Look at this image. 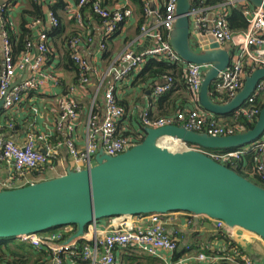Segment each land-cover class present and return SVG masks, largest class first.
<instances>
[{
	"label": "built area",
	"instance_id": "1",
	"mask_svg": "<svg viewBox=\"0 0 264 264\" xmlns=\"http://www.w3.org/2000/svg\"><path fill=\"white\" fill-rule=\"evenodd\" d=\"M38 4H47V0H34ZM65 3L67 0H64ZM77 7L71 9L73 17L80 26V30L68 40V48L75 62L80 68L78 82L81 85H90L91 66L82 52L84 46L94 43L93 34L88 31L90 22L84 16L83 9H89L92 15L101 19L103 32L99 41V51H106L108 40L115 35L134 14L130 0H117L110 7L106 0H75ZM159 2V0H153ZM207 0H192L190 17L194 33L213 35L218 42L225 44L234 42L237 48L235 60L231 65L221 71L213 83L215 90L224 92L228 98H233L242 88L244 69L249 65L264 67V9L253 6L249 0H225L229 4L245 3L243 15L248 26L241 31L242 42L236 41V34L230 27L227 14L220 12L211 21L203 5ZM1 2V1H0ZM20 0H7L0 4V53L3 55V67L0 71V102L4 101L0 114V167L6 174L0 178V189H13L38 181L63 175L67 166L81 170L91 167L95 163V156L100 149L109 155L125 152L138 144L144 137V132L124 135L118 130L117 124L124 117L125 109L118 104L115 95L117 84L127 76L142 68L150 59L159 62L186 64L185 78L192 93L197 97L200 93L205 66L186 63L173 49L170 36L177 19L176 9L178 0H165L163 8L154 6L145 1L144 18L141 25V35H151L154 43L146 47L139 54L129 48L115 56L104 73V80L109 73L113 74L112 81L104 91L105 112L102 118L94 113V107L87 115L86 121L81 118V107L74 96L76 85L70 88L71 93L64 95L58 104L60 121L56 124L55 131L63 133L64 138L52 140L54 133L37 132L30 130L23 143H18L9 138L6 132L15 128L14 115L27 105V99L32 91H38L48 80L58 84L55 74L46 69L48 51L50 47V33L60 26L58 14L49 10L46 18L35 17L27 24L30 38L26 41L23 54L15 59L12 41L9 34L10 13ZM67 5V3H66ZM65 5V7H66ZM64 7V8H65ZM155 18L154 32L148 27L149 18ZM12 29V26H11ZM234 56V54H233ZM25 75V78L22 76ZM21 76V77H20ZM104 82L98 84L96 95L102 89ZM175 87L173 76L165 77L153 87V95L159 97ZM264 93V80H261L253 94L245 104L236 109V118L242 117L245 121L252 122L258 118L261 107L256 104L258 98ZM34 114L41 113L38 106H32ZM151 111L146 109L141 114L143 127H162L165 125H182L189 130L205 132L212 136H224L247 131L243 122L221 123L216 115L206 113L201 107L185 108L174 114L164 117L151 118ZM86 128L85 143L81 141V129ZM161 145L170 149H187L188 145L174 138H163ZM45 150V152H43ZM216 161L236 165L244 154H252L255 168L254 178L257 177L264 183V135L252 144L232 150L207 151ZM57 158L54 162L52 159ZM67 157V158H65ZM67 159L70 163H66ZM64 170V173H60ZM38 172L34 175V172ZM252 176V177H253ZM167 214L153 213L148 217L146 225H135L133 217H114L117 221L102 235L97 233L89 237L88 233L78 241L68 244L63 240V234L39 233L23 236L22 241L36 252L46 251L52 253L48 264H64V257H74L80 252V258L89 264H116V250L118 248L137 249L143 254L152 257H162L165 253H173L178 248V231L170 233V219ZM95 222L94 224H96ZM191 223V221H189ZM224 222L217 220V228H224ZM92 226L89 225V227ZM88 227V229H89ZM82 242V245L80 244ZM212 261L226 260L230 264H249L250 259L243 255V262H238L232 257L208 256L200 253L196 256H186L177 261L166 264H190L191 260ZM0 257V263H1Z\"/></svg>",
	"mask_w": 264,
	"mask_h": 264
},
{
	"label": "water",
	"instance_id": "2",
	"mask_svg": "<svg viewBox=\"0 0 264 264\" xmlns=\"http://www.w3.org/2000/svg\"><path fill=\"white\" fill-rule=\"evenodd\" d=\"M249 1L264 9V0ZM191 7L192 0H178L171 45L186 63L209 66L199 93L201 107L219 117L229 115L245 104L264 79V67L246 77L233 98L214 101L210 89L231 65L232 55L213 35L193 32ZM143 130V140L123 153L109 155L100 149L89 168L68 167L57 177L0 189V239H21L76 225V232L67 239L70 244L80 241L89 225L102 219L185 212L196 219L221 220L225 231L240 228L264 240V185L207 153L237 149L261 138L264 105L255 126L243 133L212 136L175 124ZM163 138L178 139L188 148L162 146Z\"/></svg>",
	"mask_w": 264,
	"mask_h": 264
},
{
	"label": "crops",
	"instance_id": "3",
	"mask_svg": "<svg viewBox=\"0 0 264 264\" xmlns=\"http://www.w3.org/2000/svg\"><path fill=\"white\" fill-rule=\"evenodd\" d=\"M0 1L6 2L7 0ZM145 1L146 0H141V3L139 4L135 0H130V4L134 9L133 16L123 24L122 28L115 35H113L108 40L107 49L103 52L99 51L98 49L99 41L103 32L102 21L100 18L92 15L88 8L85 10L83 9L84 16L86 17L87 21L90 22V28L88 31L93 34L94 43L92 45L84 46L82 48V52L93 66L98 67L101 70L102 75L101 77L92 75V81L90 85H81L78 82L79 71L70 55L69 59L72 61V66H67V57L69 51L67 41L71 38V36L75 35L77 31L80 30V26L73 17V12H71V9L77 7L76 1L67 0L66 7L63 10H57V14L63 23L62 27L64 28L61 30V34L57 35V38L50 37V54L47 70L56 75L58 84H55L53 80H48L45 85L40 88V90L30 93V96L27 99L26 107L19 110L14 115L15 128L13 130L7 131L6 135L18 143L24 142L25 137L30 130H35L37 132L52 131L54 133V136L52 137L53 141H56L59 138H64L63 133H58L55 131L56 124L61 118L58 104L60 99L69 92L70 87L74 84L76 85L74 97L80 104L82 120L86 121L87 115L94 106V113L99 118H102L105 112L103 93L107 85L113 79V74L109 73L104 80L103 72L105 73L107 71L111 60L127 48L134 51L136 54H139L146 47H149L154 43V39L151 35H141V25L145 20L143 11ZM147 1L151 2L154 6L161 5L160 7L163 8V3L165 0H159V2H154L153 0ZM215 1L216 0H207L203 5L204 9H206L208 12V18L211 21H213L220 12H224L228 16L231 14L233 8H243V6H245V3L229 4L228 1L225 2V0H220L218 2ZM54 3L55 0H47V4H38L34 0H20V2L17 3L16 7L11 10L10 13V25L12 26L14 33L19 32V28L22 23H25L27 26L28 22H30L35 17L46 18L48 11L50 9L53 10L52 5ZM116 3L117 0H106V4L110 7L114 6ZM35 6L41 9V16H36L30 13ZM212 13L214 16H211ZM147 24L148 27H151V33H153L155 18H149ZM241 31V29L235 31L236 41L238 42L243 41V38L241 37ZM224 46L231 53L232 59L235 60V53L237 51L235 43L233 41L227 42L224 44ZM18 54L16 56H18ZM145 64L146 62L143 64L141 69L136 70L127 76L122 82L117 84L118 87L116 89L115 95L118 102L125 108V115L118 122L119 125L117 124V127L120 128L118 129L121 132L128 134H135L141 131L144 132V127L140 118L141 114L146 109H149L151 114L157 117L172 114L175 112V109L178 108L182 109L196 108L198 106L201 107L199 95L195 97L185 80V69L187 68L186 64H184V66L181 65L182 69L176 72L175 87L171 91V94L161 95L159 97L153 95V87L157 83L161 82L163 77H157L153 80H149L148 82H141L138 79V76ZM260 67V65L254 64L249 65L244 69L243 85L245 83L246 77L251 75ZM208 69L209 66L205 67L204 71H207ZM22 78H24V76H22ZM101 82H104L102 89L98 95H96L98 84ZM211 97L218 103H225L226 100H228L227 95L224 92L211 94ZM263 98L261 97L259 101L260 103L262 102ZM34 105L40 108L41 113L34 114L32 111V106ZM203 110L206 113H209L205 109ZM218 119L221 123H228L231 120L229 115L219 117ZM85 132L86 128L83 127L81 129L82 137L81 141H79L80 145L85 143ZM55 136L57 138H55ZM68 161L70 160L67 159V165ZM68 167L69 166H67V168ZM60 173H64V170H62ZM5 174V169L0 167V178H3ZM167 218L170 219V233H173L175 230L178 231L177 237H175L178 240V248L175 252L165 253L162 257H152L141 253L137 249L127 247L118 248L116 250V264H166L167 261L170 263L177 261L180 258L186 256H196L200 253L212 256L213 252L217 251L223 246V243L215 237L216 233L218 232L216 220L210 219L206 216H199L198 219H196L195 216L185 212L168 213ZM189 221H191V223H189ZM116 223L117 221L115 218L102 219L96 224L93 223L92 226H90L87 230L88 236H94L96 233L98 235H102L113 225H116ZM132 223L135 225H146L148 223V217L135 216L133 217ZM66 230L70 229L68 228ZM228 233L231 239L243 248V255L250 259L249 264H264V240L259 235L240 228H236L234 231ZM25 251L32 255H39L41 252H43L33 251L28 244L25 246ZM44 251H46V249H44ZM17 258L18 256L6 254L1 260L0 264L12 263ZM77 259L82 261L81 258L73 259V257H68L64 262L67 264H78ZM24 261L25 259L19 262V264H23ZM216 262L220 264L219 260L201 261L194 259L191 260L190 264H214ZM48 263L49 262H46L44 259H31L25 264ZM80 264L89 263L83 262Z\"/></svg>",
	"mask_w": 264,
	"mask_h": 264
},
{
	"label": "trees",
	"instance_id": "4",
	"mask_svg": "<svg viewBox=\"0 0 264 264\" xmlns=\"http://www.w3.org/2000/svg\"><path fill=\"white\" fill-rule=\"evenodd\" d=\"M135 1L139 4L141 3V0H135ZM218 1H220V0H216L215 2H218ZM65 5H66V3L64 0H55V3L52 5L53 11L56 12V14H57L59 11L58 9L63 10ZM139 7H140V5H139ZM30 13H32L36 16H41V14H42L41 9L37 6H35ZM227 19L230 23L231 28L235 31L240 30V29L241 30L245 29L248 26V22L243 15V8H239V7L233 8L231 14L227 16ZM62 26H63V23L61 22L60 26L58 28L53 29V31L50 33V37L57 38L58 37L57 35H60L61 30H63V28H64ZM8 29H9L11 41L13 42V45H14L15 55H17L26 47V41L30 38L31 33L28 30L25 23H22V25L19 28L18 33H14V31L11 29V25H8ZM70 53H71V51L69 50L68 51V57H67V66L68 67L70 65L72 66V61L69 59ZM181 65H183V64L171 63V62H159V61H156L155 59H150L146 62L145 66L143 67L142 71L140 72V74L138 76V79L141 82H148L149 80H153L157 77H163V79H164L165 77H168V76H173L175 79L176 72L178 70L182 69ZM185 80H186V78H185ZM188 87H189V85H188ZM171 91L164 94V95L171 94ZM210 93L211 94L218 93V91L215 90L214 84L212 85V87L210 89ZM228 97H227V99H228ZM261 97L263 98L264 94ZM261 97L258 98L256 104L262 108L264 105V98H263L262 102L260 103L259 101H260ZM118 104L121 105L119 102H118ZM182 109H185V108H182ZM182 109H179V108L175 109L174 113H176L177 111L182 110ZM0 113H3V111L0 110ZM174 113H172V114H174ZM169 115H171V114H169ZM164 116H167V115H162V116H157V117H164ZM150 117L153 118L155 116H153L151 114ZM229 117L231 118V120L229 121L231 123H234L236 121L243 122L245 124L247 130L252 129L255 126L256 121H257V118L252 122L245 121L242 117L236 118V110L234 112H232L231 114H229ZM216 118L218 119L219 116H216ZM121 133H123L124 135L128 134L125 132H121ZM129 134H131V133H129ZM55 138H57V137L55 136ZM218 150H220V149H218ZM52 160L55 162L57 160V158L55 157ZM68 163H70V161H68ZM255 166L256 165L253 161V155L252 154H244L242 156V160H240L234 166L231 165V167L234 168L239 174L244 175V176H246L252 180L259 181V179L257 177L254 178V176H253V169L255 168ZM37 174H38V172L35 171L34 175H37ZM141 216H145V215H141ZM107 219H109V218H107ZM68 228L70 230H66ZM76 230H77L76 225H67V226H63V227H57L54 229H49V230L44 231V232L39 233V234L46 235L49 233H60V231H62L63 233L62 232L61 233L63 234V240H67L69 237H71L76 232ZM215 237H216V239L220 240L223 243V246L221 248H219L217 251L213 252L212 253L213 256H217V255L222 256V257H229L230 256L238 262H243V259H242L243 253H244L243 248L231 239V237L227 231H225L223 228L222 229L218 228V232L216 233ZM82 242L83 241H81V243H80L81 245H82ZM26 244H28V243H26L20 239H5V240L0 239V257H1V259H3V257L6 254L15 255V256H18V258L15 259L14 262L9 263V264H16V263L19 264V262L23 261L24 259H25V261L23 262V264H25V263H28L31 259H33V260L44 259V260H46V262H49V260L53 256L52 253L48 252V251H43L39 255L29 254L25 251ZM74 258H80V252L79 251H78V254L73 257V259ZM175 258H177V257H175ZM64 259H66V258L64 257ZM77 261H78V264L85 262L83 260L81 261L80 259H77ZM64 264H67V263L64 262ZM220 264H230V263L226 260H222V261H220Z\"/></svg>",
	"mask_w": 264,
	"mask_h": 264
},
{
	"label": "bare ground",
	"instance_id": "5",
	"mask_svg": "<svg viewBox=\"0 0 264 264\" xmlns=\"http://www.w3.org/2000/svg\"><path fill=\"white\" fill-rule=\"evenodd\" d=\"M11 43H12V48H13L14 57H15V59H18V58L23 54V52L25 51L26 47H25V48H24V49L18 54V56H16V55H15V52H14V45H13V42H11ZM67 43H68V41H67ZM49 54H50V47H49V51H48V55H47V56H48V60H49ZM70 56H71L73 62L75 63V65H76V67H77L79 73H80V68L78 67V65H77V63L75 62V60H74V58H73V55H72L71 53H70ZM87 60H88V59H87ZM88 62H89L90 66H91V69H92V71L90 72V78H92V77H91L92 75H95V76H99V77H101V75H102L101 70H100L98 67L93 66L89 60H88ZM2 67H3V55H2V53H0V71H1ZM46 69H48V62H47V65H46ZM23 76H24V78H25V75H23ZM91 81H92V79H91ZM70 88H71V87H70ZM36 91H37V90H36ZM32 92H35V91H32ZM32 92H31V93H32ZM69 93H71L70 90H69V92H68L67 94H69ZM67 94H66V95H67ZM70 95L74 96V93H73V94H70Z\"/></svg>",
	"mask_w": 264,
	"mask_h": 264
},
{
	"label": "flooded vegetation",
	"instance_id": "6",
	"mask_svg": "<svg viewBox=\"0 0 264 264\" xmlns=\"http://www.w3.org/2000/svg\"><path fill=\"white\" fill-rule=\"evenodd\" d=\"M258 183H260V184L264 185V183H261V182H259V181H258Z\"/></svg>",
	"mask_w": 264,
	"mask_h": 264
},
{
	"label": "clouds",
	"instance_id": "7",
	"mask_svg": "<svg viewBox=\"0 0 264 264\" xmlns=\"http://www.w3.org/2000/svg\"><path fill=\"white\" fill-rule=\"evenodd\" d=\"M258 119V118H257Z\"/></svg>",
	"mask_w": 264,
	"mask_h": 264
}]
</instances>
